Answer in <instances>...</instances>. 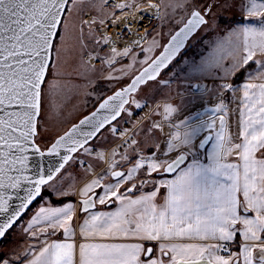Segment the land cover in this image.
Returning <instances> with one entry per match:
<instances>
[{"label":"snow or ice","instance_id":"6c2138e0","mask_svg":"<svg viewBox=\"0 0 264 264\" xmlns=\"http://www.w3.org/2000/svg\"><path fill=\"white\" fill-rule=\"evenodd\" d=\"M117 8L125 7L124 4H117ZM64 8V0H0V108L4 106H19L24 109L22 113H10L18 119L5 121L0 117V133L6 129L8 140L15 141L13 145L5 141L4 135L0 134V143L6 144L8 148L18 147L24 151L20 138L27 139L30 134L36 131L35 114L39 112L41 99V82L45 77V70L48 67L47 52L52 46V36L56 34L57 24L60 22L59 12ZM259 8H264V3L257 5L253 3L248 9L250 15H256ZM191 19L179 32L172 36L170 44L165 46V53L162 58L158 57L133 80L132 85L117 92L116 97H122L128 91H134L137 83H144L145 77L148 80L155 79L154 73L163 67L166 61L170 60L184 46V40L188 38L200 25L205 23L200 12L193 10ZM103 23V21H101ZM245 37L243 63L247 64L253 59L256 51L264 53V19L259 27H244ZM249 37L252 38L249 44ZM107 41L108 37H104ZM129 49L125 48L118 52L115 47L112 52L115 55H127ZM147 51V49H145ZM255 63L261 71L258 77H264V61L257 60ZM230 88L231 85H224ZM245 108L240 113V136L242 143L233 144L226 149L224 155L227 156L233 149L238 150L237 155L241 163H221V153L216 151L210 156L212 161L209 165H202L198 161H193L187 168L181 170L180 174L171 181L166 182L168 195L165 204L158 211L156 206L144 207L143 211L138 205L151 201L156 193H149L136 200L127 201L122 209L111 214L93 215L91 221H86V225L81 228V233L86 237L91 236H123L135 238L137 243L104 244V243H82L79 245V264H164L163 260L151 258L152 248L145 249L142 242L169 240L172 237H198L200 239H217L220 241H230L234 236L233 225L239 221L244 225L243 236L245 241H255L256 243L241 246L240 255L243 256L244 264H264V84H245L244 86ZM258 89V94L255 90ZM115 97H109V100ZM127 103L122 100L120 107ZM106 100L100 108H106ZM139 106V105H137ZM258 106V107H257ZM221 106L217 105L219 109ZM246 109V112H245ZM175 109L166 106V112L171 113ZM247 113V114H246ZM115 115L104 116L90 121L85 117L80 124L91 123L93 130L84 133L88 139L95 136L109 119H115ZM97 113H92L96 118ZM221 133L215 148L223 147L224 139L222 132L224 118H220ZM22 124L23 131L20 137L12 135ZM79 125H74L73 130ZM204 127L200 122L190 125L181 137L174 134L173 139H179L180 144L191 148L192 141ZM208 127H212L209 123ZM69 133L52 145L49 152L55 150L69 137ZM86 142V141H84ZM76 145L82 146V142L77 140ZM135 143V141H133ZM203 141H201V146ZM176 145L169 141V150ZM39 151V149H37ZM70 151L75 152L76 147ZM261 153L258 157L257 153ZM0 156H4L0 152ZM184 154L176 160L169 162H157L150 160L148 168L150 172L163 168L165 172L173 171L184 161ZM65 160L68 157H64ZM24 159L17 157L14 161L5 160L4 163H21ZM166 165V166H165ZM63 165H61L62 167ZM138 161L135 168H140ZM242 169V171H241ZM3 169L0 168V172ZM59 171V169H57ZM133 169H129L125 176L120 172H113L112 175L121 179H129ZM49 175L48 179H51ZM46 183L41 177L36 182L35 192H29L26 200H31L39 194V185ZM96 184V181L92 182ZM2 186V185H0ZM12 187L18 186L12 184ZM92 185H87L81 191L84 195L86 191H91ZM131 189H129L130 191ZM243 194V201L238 198V193ZM118 199L117 192H108ZM105 202V196L100 197V203ZM86 206H91L90 198L83 201ZM6 202L0 198V211L6 212ZM243 205V210L250 209L256 212L255 218L241 216L238 208ZM27 206L22 203L20 208L11 213L9 217L0 222V238L7 235V230L12 226V221L20 215V212ZM47 213L45 219L54 226H59L64 230L66 236L70 233L69 221L71 220V205H66L63 209H41V213ZM107 217V219H105ZM162 255H167V249L172 253L169 264H230L229 259L215 255L218 248L224 245H193V244H160ZM259 249V256H254V249ZM141 255L149 257L142 260ZM74 245L72 243L53 242L45 246L35 255L29 264H74ZM177 257H180L178 260ZM3 264H8L4 261Z\"/></svg>","mask_w":264,"mask_h":264},{"label":"rangeland","instance_id":"374dc122","mask_svg":"<svg viewBox=\"0 0 264 264\" xmlns=\"http://www.w3.org/2000/svg\"><path fill=\"white\" fill-rule=\"evenodd\" d=\"M253 3L260 5L264 0H69L53 42L51 62L42 85L35 135L41 147H46L55 136L92 110L101 97L124 85L160 51L169 35L193 9L203 11L210 7V11L207 22L189 39L176 59L158 78L148 81L131 95L121 116L73 155L43 187L44 197L41 195L40 198L50 202L48 195H45L48 189L54 195L64 193L60 184L65 170L71 163L76 168L81 166L80 161L97 162L96 159L99 160L100 154H103L101 149L113 146L117 140V128L131 129L130 134L135 136L132 140L126 138L130 160L137 157V147L148 154L154 152L163 162L172 160L180 152L198 154V143L205 134L217 132L213 138L218 139L221 117L224 118L222 135L226 139L229 118L227 103L240 76L246 73L251 82L264 83V77H258L261 69L255 63L257 60L264 61V53L256 51L252 60L243 63L246 55L243 28L259 27L264 19V8H259L256 15L249 14L248 9ZM117 4H124L125 7L117 8ZM144 4L152 9L144 22L145 38L142 43L129 47L127 55H115L112 52L114 46L109 45V40L116 36L112 35L111 28L119 22L122 14ZM128 34L127 26L122 27L117 37L127 39ZM104 37H108V40L105 41ZM251 42L252 38L249 37V44ZM115 48L118 52L125 49L120 46ZM193 83H198L200 87L196 88ZM224 85L231 87L225 88ZM217 105L221 107L218 109ZM166 106L175 110L166 112ZM143 108L146 109L144 117L139 116L134 121L132 114ZM197 118L201 120L197 121ZM136 122L139 124L135 127ZM200 122L204 123V127L193 139L191 148L180 144L179 139H173L174 134L182 137L188 126ZM209 123L212 127H208ZM213 138L207 150L215 148ZM169 141L176 145L171 150ZM114 147L108 153H115ZM92 150L97 155H89ZM79 171L84 173L82 169L75 172L80 174ZM147 177L140 172L132 186L148 184L151 179ZM68 182L66 189H72L73 180ZM32 210H28L0 241V255H3L0 264L4 261H8V264L21 262L22 256L17 253L24 240L19 238L23 236L21 230ZM40 250L31 253L23 264H29Z\"/></svg>","mask_w":264,"mask_h":264},{"label":"crops","instance_id":"0c3cea01","mask_svg":"<svg viewBox=\"0 0 264 264\" xmlns=\"http://www.w3.org/2000/svg\"><path fill=\"white\" fill-rule=\"evenodd\" d=\"M121 18H119V22H117L114 27H112V35L117 37L118 33H120L122 27ZM121 28V29H120ZM128 28V27H127ZM107 43V42H106ZM142 43V42H140ZM110 45V43H109ZM134 44L132 46H135ZM118 47V46H117ZM264 84L263 82H251L249 80V76H244L242 80L238 82V85L234 89V93H230L229 101L227 103L228 110V134H226V139L224 138L222 141L223 147L217 149L212 147V149L207 150L204 156L200 153L198 154H190L187 162L182 165L174 174L165 175L158 173L162 168L157 169L156 171L150 172L148 168V163L150 160H155L157 162L161 161L158 156L152 153H145L142 151L140 147L136 148L137 157L135 160H130L129 147H124L121 151H116L115 153H105L104 149H101L103 154H100V159L93 162L86 161L81 162V166L74 168L75 164L71 163V165L64 172V179L60 184V188H62L61 195H54L52 191H50L54 197L61 196H70V199L61 202L55 203L49 200L50 202H44V199H41L34 207L33 210L25 222V227L21 233L23 236L19 238V240H24L22 242L21 248L18 253L21 255V262L16 263L12 261V264H23L25 263L27 257L31 253H35L40 249L44 248L47 245L52 244L53 242L57 243H72L74 245V264H79V245L82 243H104V244H123V243H137L135 238L132 237H123L120 235L117 236H91L86 237L81 233V228L86 225V221H91L93 215L96 214H111L116 213L119 209H122L127 201L136 200L139 197L147 196L149 193L155 192L156 195L152 198L151 201H148L142 205H138L141 211H143L144 207H148L150 205H155L157 210L165 204L166 197L168 195V188L166 186L167 181L174 180L181 172V170L187 168L189 164H192L193 161H198L202 165H209L212 161L210 160V156L214 155V153L218 150L221 153V163H234L239 164L241 161L237 155L238 150L233 149L230 154L227 156L224 155L226 149L231 148L233 144L242 143V137L240 136V113L241 109L245 108V100H244V85L245 84ZM258 94V89L255 90ZM258 107V106H257ZM246 112V109H245ZM220 113H218L219 115ZM247 114V113H246ZM197 121L201 120L200 118L196 119ZM218 124H216L217 126ZM233 131V133H232ZM217 133V132H215ZM213 133L215 136L216 134ZM233 134V135H232ZM215 140V146L218 143H221L219 139L216 137L213 138ZM209 146V145H208ZM100 150V149H99ZM104 150V151H103ZM131 150V149H130ZM89 155H97L95 152H89ZM257 156L260 157L261 153H257ZM140 161L141 167L135 168L136 163ZM121 162V163H120ZM85 163V166H84ZM133 163V164H132ZM115 168H122L124 170V175L127 176L129 169H133L132 175L129 179H121L120 177L117 179H113L110 176V173ZM82 169L84 173L80 174L76 173V170ZM86 169V170H85ZM242 171V169H241ZM143 173L147 175L150 180L148 184L142 185L141 187L132 186V182L134 178L139 174ZM156 174V175H155ZM69 180H73L72 189L69 187ZM96 181V184L92 182ZM87 185H92L91 191H86L84 195H81V191L86 188ZM108 186H111V191L117 192L118 196L123 197L124 199H118L117 197H113L110 194L106 195L108 192ZM129 189H131L129 191ZM69 191V192H68ZM95 193V208L88 211L80 210V202L78 198L85 197L91 193ZM105 196V202L100 203V197ZM44 197V196H43ZM48 198V196H47ZM238 198L240 201H243V194L238 193ZM50 199V198H49ZM47 200V199H46ZM66 205H71V220L69 221L70 233L68 236L65 235L64 230L59 226H54L49 220L45 219L47 213H41V209L49 210V209H63ZM238 213L241 216H247L248 218H255L256 212L253 210H249L245 212L243 210V205L238 208ZM107 219V217H105ZM234 229L233 239L230 241H220L217 239H200L198 237H172L169 240H160V241H150V242H142L145 249L151 247L153 249L150 254L151 258H156L159 260H163L164 264H169L172 253L167 251V255H162L160 244H193V245H224L225 251L222 253L218 248L215 251V255L223 256L225 259H229L230 264H244L243 256L241 253V246L245 243L253 244L255 241H245L243 236L244 225L237 221L235 225L232 226ZM25 231V232H24ZM26 235V236H25ZM264 236V234H262ZM261 253L259 249H254L253 255L259 256ZM149 257H145L141 255V259L145 260ZM179 260L180 257H177Z\"/></svg>","mask_w":264,"mask_h":264},{"label":"water","instance_id":"95a60500","mask_svg":"<svg viewBox=\"0 0 264 264\" xmlns=\"http://www.w3.org/2000/svg\"><path fill=\"white\" fill-rule=\"evenodd\" d=\"M69 0H64V8L62 11L59 12V17H60V22L57 24L56 27V34L57 31L60 27L63 15L66 11L67 4ZM195 11L200 12V14L204 17L205 23L207 22V15L210 11V7L205 8L203 11H200L198 9H193ZM192 10V11H193ZM188 15V17L185 19V21L180 24L167 38L165 43L163 44L162 48L160 51L155 54L146 64H144L142 67L139 68L137 72H135L131 78L121 87H117L110 93L106 94L103 98H101L97 104L94 106L92 110L81 116L78 120L70 124L63 132L58 134L57 136L54 137V139L46 146V147H41L35 140V135L37 134V121L38 117L40 114V109H41V99H40V108L39 112L35 114V124H36V131L34 134H30L27 139H24L23 137L20 138V143L24 149V151H20L18 147H12L11 149L6 146L4 143H0V152L4 153V156H0V168L3 169L2 172H0V198H2L6 204L5 207L7 209L6 212L0 211V222H3L6 220L9 215L15 211H17L22 203H26L27 206L23 209V211L20 212V215L15 217V219L12 221V226L13 227L16 222L28 211V209L31 207V205L37 200V198L41 195L43 191V187L50 182L62 169L63 167L70 161V159L73 157V155L79 151L81 148L86 146L89 142H91L97 135L98 133L103 130L107 125L113 123L115 120H117L122 112L125 106L128 104L130 101V97L132 94L136 93L139 88L147 83L148 80L145 77L144 83H137L135 85V90L134 91H128L124 93L122 97H116L115 94L117 92H122L124 89L128 88L129 85H132L133 80L137 76H139L142 72H144L145 69L149 68V65L152 64L153 61L157 60L158 57L162 58V54L165 53V46H168L170 44L172 36H174L177 32L180 31L184 27L185 24L188 23L189 19H191V14ZM203 23V24H205ZM200 24L194 32L186 40H184V46L179 50V52L176 53L170 60L166 61L165 65L161 68H159V71L154 73L155 79L159 77L161 72L166 69L174 59L180 54V52L185 48L187 45L189 39L199 30V28L203 25ZM55 35L52 36V46L48 49L47 52V58H48V67L51 62L52 58V48H53V42L55 39ZM48 67L45 70V77L47 74ZM44 77V79H45ZM43 81L41 82V88L40 91L42 92V85ZM154 80V79H152ZM109 97H115L112 100H109ZM108 101V106L106 108L101 109L100 105L103 104L105 101ZM122 100H126L127 103L123 104V107H120V104ZM24 109H21L19 106H4L3 108H0V117H2L5 121L11 119L13 121H16L18 117L16 116H10V113L14 112H19L22 113ZM119 111V115L116 116L115 119H109V122L104 125L102 129L93 137L90 139L86 138L84 136V133L91 132L93 130L91 123H86V124H80L81 120H84L85 117H89L90 121L93 119H99L104 116H113L115 115V112ZM97 113L96 118L92 117V113ZM74 125H79L78 128L73 130ZM22 124L18 127L17 131H13L12 135L16 137H20V132L23 131ZM11 131V129H6L3 133H0L4 135L5 141L8 143H11L13 145L16 144L15 141L8 140V132ZM71 131V135L69 137H65V140L61 143L60 146H58L55 150L49 152V149L52 147L54 143L59 139L61 136H65V133H69ZM212 139V133H207L203 136V138L199 142V149L202 151V156L205 155V150L207 146L209 145L210 141ZM81 141L82 146L76 145L74 142L75 141ZM86 141V142H84ZM201 141H203V145L201 146ZM72 147H76V151L72 152L70 149ZM39 149V151H37ZM181 154H184V161L180 163L173 171L171 172H165L162 168L158 173L160 174H165V175H171L174 174L186 161L188 160V154L186 152H180L174 159L168 161L169 163L173 160H176L178 156ZM17 157H22L24 159L23 164L21 163H4L5 160L8 161H14ZM64 157H68L67 160L64 159ZM61 165H63L61 167ZM166 166V165H165ZM59 169V171H57ZM113 172H120L124 174V170L122 168H115L111 171L110 176L113 179H117L119 177H115L112 175ZM49 175H51V179H48ZM43 179L46 181V183L39 185V194L35 195L31 200H26V197L28 196L29 192H35L36 189V182L38 180ZM17 184L18 186L12 187V184ZM90 198V203L91 206H86L83 201L86 199ZM78 201L80 202V210L81 211H88L91 209H94L96 204H95V193H91L85 197H80L78 198ZM10 227V228H11ZM9 230V229H8ZM7 230V231H8ZM3 238H0V241ZM151 248V247H150Z\"/></svg>","mask_w":264,"mask_h":264},{"label":"bare ground","instance_id":"6f19581e","mask_svg":"<svg viewBox=\"0 0 264 264\" xmlns=\"http://www.w3.org/2000/svg\"><path fill=\"white\" fill-rule=\"evenodd\" d=\"M151 11V7L144 4L136 6L133 11L122 14L121 25L128 27V38L118 39V37H114L109 40L110 45L114 47L120 46L121 48H129L134 44H140L145 38L144 22L148 20Z\"/></svg>","mask_w":264,"mask_h":264},{"label":"built area","instance_id":"2783aa9c","mask_svg":"<svg viewBox=\"0 0 264 264\" xmlns=\"http://www.w3.org/2000/svg\"><path fill=\"white\" fill-rule=\"evenodd\" d=\"M204 82L206 84V81H204ZM193 84L195 85L196 88L200 87V85L198 83H193ZM144 111H146L145 108L141 109L138 113L132 114V118L134 119V121H136L139 116L140 117H144V113H145ZM138 122H139V120H138ZM138 124L139 123L136 122L135 123V127ZM115 132H116V134H118V138H117V140L115 141V143L113 145V146H115L114 148H115L116 151H121L124 147H126V143H127L126 142V138L127 139L129 138L130 140H132L135 137V136H133L134 134H130L131 133V129L127 130L125 127L117 128ZM136 132L137 131H135V133ZM113 146L107 147L105 149V153H107L110 150V148L113 147ZM93 150H92V152H94ZM84 166H85V163H84ZM220 251L223 252L224 248H221Z\"/></svg>","mask_w":264,"mask_h":264},{"label":"trees","instance_id":"16d2710c","mask_svg":"<svg viewBox=\"0 0 264 264\" xmlns=\"http://www.w3.org/2000/svg\"><path fill=\"white\" fill-rule=\"evenodd\" d=\"M248 66H249V65H248ZM248 66H247V67H248ZM245 68H246V66L243 68L242 71H244ZM242 78H243V75L240 76V78H239L238 80H241ZM103 97H104V96H103ZM103 97H101V98H103ZM93 108H94V107H93ZM88 112H89V111H88ZM41 195H42V197H43V191H42ZM41 195H40V196H41ZM45 195H48V197L50 198V200H51L52 202H55V203H61V202H64V201L70 199V196H61V197H57V198H56V197L53 196V194H52L50 191H47ZM40 196L37 198V200L31 205V207H30L28 210L33 209V207L35 206V204H37V203L41 200ZM2 258H3V255H0V260H1Z\"/></svg>","mask_w":264,"mask_h":264},{"label":"flooded vegetation","instance_id":"af4514ba","mask_svg":"<svg viewBox=\"0 0 264 264\" xmlns=\"http://www.w3.org/2000/svg\"><path fill=\"white\" fill-rule=\"evenodd\" d=\"M202 138H203V137H202ZM202 138H201V139H202ZM212 138H213V133H212ZM201 139H200V140H201ZM211 141H212V139H211ZM211 141H210V142H211ZM199 142H200V141H199ZM209 144H210V143H209ZM198 145H199V143H198ZM198 147H199V146H198ZM207 147H208V146H207ZM206 149H207V148H206ZM199 150H200V149H199ZM199 153L202 154V151L200 150ZM178 154H179V153H178ZM178 154H177V155H178ZM177 155H176V156H177ZM176 156H175V157H176ZM188 157H189V155H188ZM173 159H174V158H173ZM186 162H187V161H186ZM184 164H185V163H184ZM184 164H183V165H184ZM155 175H156V174H155ZM171 175H172V174H171ZM224 251H225V249H224ZM224 251H223V252H224ZM223 252H222V253H223Z\"/></svg>","mask_w":264,"mask_h":264}]
</instances>
